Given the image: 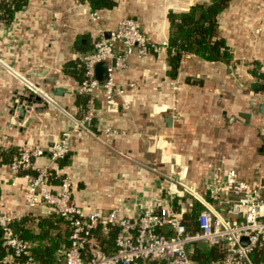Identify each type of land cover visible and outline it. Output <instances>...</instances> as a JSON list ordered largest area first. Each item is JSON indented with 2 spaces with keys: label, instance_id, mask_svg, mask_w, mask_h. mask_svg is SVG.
<instances>
[{
  "label": "crops",
  "instance_id": "crops-1",
  "mask_svg": "<svg viewBox=\"0 0 264 264\" xmlns=\"http://www.w3.org/2000/svg\"><path fill=\"white\" fill-rule=\"evenodd\" d=\"M116 1L112 8L93 10L88 0H29L11 24L0 23V61L8 66L0 62V147L49 145L70 131L69 161L59 165L45 152L33 168L69 176L74 200L86 211L135 207L161 197L170 170L201 189L218 166L235 167L240 177L262 181L264 114L254 101L264 102V90L253 89L259 78L252 70L264 72V0H231L219 14L218 32L231 45V62L186 53L176 78L168 73L169 12L209 0ZM124 16L138 18L159 49L144 56L133 53L116 80L137 84L110 104L97 100L89 130L75 128L74 118H81L88 104L78 100L79 56L93 48L101 30L110 33ZM120 48L117 42L116 55ZM12 71L48 91L46 108L36 103L21 117L17 107L30 90ZM58 86L67 90L55 93ZM106 122L118 132L107 136ZM258 164L259 178L251 177ZM3 168L0 173L9 177L0 180L5 210L18 216L50 213L47 205L28 208L26 179L17 175L13 183Z\"/></svg>",
  "mask_w": 264,
  "mask_h": 264
},
{
  "label": "built area",
  "instance_id": "built-area-1",
  "mask_svg": "<svg viewBox=\"0 0 264 264\" xmlns=\"http://www.w3.org/2000/svg\"><path fill=\"white\" fill-rule=\"evenodd\" d=\"M94 15L97 17L96 12ZM117 42L121 44L118 55L115 53ZM151 49L157 50L159 45L150 39L142 29L141 21L133 16H124L110 35L105 30L99 32L94 47L79 56L84 76L77 91L87 96L88 104L83 116L74 118L75 128L89 130L97 115V100L101 98L110 104L137 84L135 81H117L116 73L128 66L133 53L144 56ZM114 58L115 64L112 63ZM103 60L108 62V73L102 80L97 75V64ZM1 64L8 68L5 63ZM12 72L30 91L41 94L45 100L50 98L43 87L18 71ZM104 131L107 136L118 132L110 122L105 123ZM70 136L71 132L65 131L53 145L28 142L11 163L1 168L2 171L3 167L7 168L13 183H16L17 175L26 179L24 201L28 208L47 205L67 219L69 245L63 250L58 264H256L252 253L264 245V184L261 180L242 178L232 166H218L217 172L201 189L187 181L179 171L170 170L165 175V195L161 197H151L135 207L121 204L108 211L99 208L86 211L74 200L69 176H63L55 184L50 178V168H36V173L29 171L33 169L35 159L48 149L55 161L68 154ZM154 170L158 171V168L154 167ZM1 173L0 180H8L9 177L4 178ZM185 195L190 196L189 199L181 197ZM174 200L179 207L175 206ZM194 200L204 207L196 217L198 228L189 230L184 217L191 211ZM16 217L14 211L5 210L0 203L2 245L12 250L0 264H41L33 253L35 243L15 232L11 222ZM165 224L170 225L169 231L163 230ZM98 225L104 233L112 226L119 228L114 250L107 251L96 244L93 231ZM244 236L248 239L246 244L242 243ZM197 243L219 244L223 256L199 260L194 256Z\"/></svg>",
  "mask_w": 264,
  "mask_h": 264
},
{
  "label": "trees",
  "instance_id": "trees-1",
  "mask_svg": "<svg viewBox=\"0 0 264 264\" xmlns=\"http://www.w3.org/2000/svg\"><path fill=\"white\" fill-rule=\"evenodd\" d=\"M88 1L93 10L112 8L117 3L116 0ZM230 1L196 2L187 10H171L169 12L170 34L167 48L170 68L168 73L172 78L178 77L181 61L186 53H195L207 60L226 62L233 60L231 45L225 37L219 36L218 32L219 14L229 5ZM28 3L29 0H0V23L11 24L15 20L17 12L24 9ZM80 44L81 42H79ZM84 45L85 43L80 47ZM79 72L82 78L84 76L82 66H80ZM252 72L259 78L252 83L253 89L264 90V72L258 69H253ZM78 100L85 105L87 96L79 95ZM20 150V146H1L0 168L11 163ZM57 161L59 165H63L69 160L61 157ZM29 171L37 172L34 168ZM63 176L55 169H50V178L55 184H58ZM203 207L204 205L200 201L194 200L191 211L185 214L184 221L189 230L198 228L196 217ZM11 224L20 237L35 243L33 253L41 264H58L60 262L59 258L62 256L63 250L69 245L70 234L68 221L64 216L54 210H51L47 215L28 212L14 218ZM118 230L117 226H112L108 233H104L100 225L96 226L93 231L96 244L107 251L114 250ZM1 234L0 230V260L12 253L10 248L2 245ZM194 256L202 261L219 259L223 256V248L216 243H197ZM252 258L256 264H264V245L253 251Z\"/></svg>",
  "mask_w": 264,
  "mask_h": 264
},
{
  "label": "water",
  "instance_id": "water-1",
  "mask_svg": "<svg viewBox=\"0 0 264 264\" xmlns=\"http://www.w3.org/2000/svg\"><path fill=\"white\" fill-rule=\"evenodd\" d=\"M107 35H110V33L107 32ZM115 62H116V59L114 58L112 63L115 64ZM107 73H108V62L105 60L100 61L97 64V75H98V77L103 80L106 78ZM66 90L67 89L65 87H59V86L53 88V91L55 93H62L63 91H66ZM22 99H23L22 102L17 107L18 110L20 111L21 117L23 115H25V109L26 108L30 111L32 106L36 103L39 104V106H38L39 109H44L47 107V101L42 97L41 94L34 92V91H30V93L22 95ZM254 102L257 103L259 111L264 114V102L263 101H259V102L254 101ZM40 104H42V105H40ZM171 120H172L171 116L166 117L167 123L170 124ZM54 143L55 142H51L49 145H53ZM46 153L51 154V151L48 149V150H46ZM69 156H70L69 154H66V155H64V158L68 159ZM163 230L169 231L170 225L165 224L163 226ZM247 242H248L247 237H245V236L242 237V243L246 244Z\"/></svg>",
  "mask_w": 264,
  "mask_h": 264
},
{
  "label": "rangeland",
  "instance_id": "rangeland-1",
  "mask_svg": "<svg viewBox=\"0 0 264 264\" xmlns=\"http://www.w3.org/2000/svg\"><path fill=\"white\" fill-rule=\"evenodd\" d=\"M247 166H246V168H247ZM260 166H261V164H258V167L255 168L254 172H252V174H250V175H252L251 177L259 178V171L257 172V170H258L257 168H259ZM249 168H248V170H249ZM262 183L264 184V178H262Z\"/></svg>",
  "mask_w": 264,
  "mask_h": 264
}]
</instances>
